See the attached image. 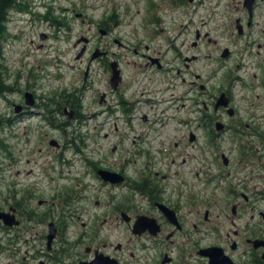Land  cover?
I'll return each instance as SVG.
<instances>
[{
  "label": "flooded vegetation",
  "instance_id": "af4514ba",
  "mask_svg": "<svg viewBox=\"0 0 264 264\" xmlns=\"http://www.w3.org/2000/svg\"><path fill=\"white\" fill-rule=\"evenodd\" d=\"M260 4L261 0L238 1L232 24L242 40L239 51L219 50L208 73L192 72L189 80L181 76L177 91V85L171 87L170 80L162 77L171 69L164 67L160 49L141 43L129 47L116 39L99 42L94 48L97 57L91 55L89 61L98 64L100 129L107 126L113 134L121 128L141 130L133 134L132 155L81 157L82 169L74 170L77 177L70 179L74 185L49 186L54 192L47 196L39 192L40 186L24 190L8 185L0 204V213L6 216L0 217V264H214L215 247L222 254L219 264H264V192L261 185L251 184L253 176L240 160L244 157H204L208 164L220 158L228 169V184L214 191L206 185L208 167L202 157H187V148L197 149L203 135L212 143L223 139V131L251 129L261 110V102L255 104L249 97L250 79L255 90L261 81L264 84L261 41L251 37L259 26L261 38L256 21ZM102 31L105 36L109 30ZM231 36L236 38L232 31ZM86 43L83 55L90 52L89 38ZM112 45L132 50L133 74H125L121 53ZM187 58L196 60V55L184 57L185 68L190 67ZM90 81L88 65L76 91L81 95L91 91ZM235 81L247 83L243 88L248 93L242 95L247 108L235 100ZM31 92L33 104H21L18 111L14 106L12 117L5 121L35 114L47 125L62 128L82 118L79 109L44 104V97ZM164 125L176 131L168 134L167 142L151 151L139 147L154 127ZM61 146L58 141L54 145ZM67 146L64 143L63 148ZM117 146L111 151L116 152ZM57 158L65 164L64 157ZM99 170L113 176L105 179Z\"/></svg>",
  "mask_w": 264,
  "mask_h": 264
},
{
  "label": "rangeland",
  "instance_id": "374dc122",
  "mask_svg": "<svg viewBox=\"0 0 264 264\" xmlns=\"http://www.w3.org/2000/svg\"><path fill=\"white\" fill-rule=\"evenodd\" d=\"M238 1L20 0L21 9H11L8 13L6 34L0 41V69L5 82L13 87L12 91L0 97V204L7 195L8 185L24 190L30 189V186H40L42 189L39 192L44 196L54 192L49 186L74 185L70 179L77 177L74 170L82 169L81 157H131L132 139L141 130L121 128L113 134L107 126L100 129L103 126L96 95L98 64L96 60L89 61L99 42H113L116 39L129 47L141 43L160 49L164 67L171 69L162 77L170 80L168 83L171 87L177 85V91L181 89V76L189 80L193 79L192 72L208 73L214 58L220 54L217 53L219 50L227 47L231 51H239L242 40H239L232 24L237 15L235 6ZM260 6L256 21L261 25V38L259 26L255 27L251 37L256 42L261 41L263 60L264 0H261ZM104 29L109 30L105 36L102 33ZM231 31L236 38L231 36ZM83 37L90 40V52L77 57L87 44ZM194 41H197L195 46L192 45ZM111 49L121 53L120 64L125 74H133L136 57L132 50L120 51L115 45ZM194 55L196 60H185L190 65L185 68L184 57ZM88 65L93 89L79 94L80 121L64 129L47 125L35 114L5 121L12 117L15 105L24 104L25 93H30L32 97V89L44 97L41 99L44 103H50L49 98L55 99L63 90L81 89L83 73ZM175 75H179V78ZM249 82L253 86L249 92L250 99L255 104L261 102V110L255 113L252 128L223 131V139L216 138L212 143L206 142L203 135L197 149L187 148L190 152L187 157H202L203 165L208 167L205 171L208 173L206 185L213 191L216 186L228 184L229 180L225 178L228 169L222 167L220 158L208 164L204 157L224 155L235 159L244 157L240 160L248 166L249 177L253 176L251 184L261 185L264 192V84L261 81V88L255 90L253 81L250 79ZM244 85L247 83L234 82L235 100L241 108L249 106L242 98L248 93ZM256 93H259V97ZM63 117L67 118L65 115ZM106 131L109 132L108 137H103ZM173 132L176 131L165 125L156 126L139 147L155 150L160 143L167 142L168 134ZM165 133L166 137L163 138ZM51 140L58 141L62 146L54 147ZM64 143L68 145L66 148H63ZM114 145H118L116 152L111 151ZM169 146L172 147V144ZM57 157H64L65 164H60ZM212 176H215L214 180H211ZM261 208L264 210V194H261Z\"/></svg>",
  "mask_w": 264,
  "mask_h": 264
},
{
  "label": "trees",
  "instance_id": "16d2710c",
  "mask_svg": "<svg viewBox=\"0 0 264 264\" xmlns=\"http://www.w3.org/2000/svg\"><path fill=\"white\" fill-rule=\"evenodd\" d=\"M179 2H185V0ZM11 9H17L20 10V0H0V41L4 39L6 34V22L8 20V13ZM103 22V21H102ZM101 22V23H102ZM13 90V87L11 85H8V83L5 82V77L3 76V73L0 69V97L4 96L5 93L10 92ZM50 103L45 101L44 104L47 105H68L71 108L80 109V95L79 92L76 90L66 91L63 90L61 93L55 97V99H51ZM63 102V103H61ZM65 127V125L62 126V128ZM261 136V134H259ZM75 140L76 138H72ZM73 140L71 141L73 143ZM251 147V146H249Z\"/></svg>",
  "mask_w": 264,
  "mask_h": 264
},
{
  "label": "water",
  "instance_id": "95a60500",
  "mask_svg": "<svg viewBox=\"0 0 264 264\" xmlns=\"http://www.w3.org/2000/svg\"><path fill=\"white\" fill-rule=\"evenodd\" d=\"M188 1H192V0H188ZM247 1H248V0H247ZM44 36H45V35H44ZM84 40H87V38H84ZM83 52H84V48H81V50L79 51L77 57H81V56L83 55ZM96 57H97V53L94 52V53L92 54L91 58L94 59V58H96ZM116 73H117V70H116L115 72H113V77H114V78L116 77ZM218 103H219V101H218ZM218 103H217V104H218ZM24 104H25V105H32V104H33V100H32L31 94L28 93V92L25 93V102H24ZM15 110H16V111L19 110V105H15ZM217 129H218V130L220 129V127L218 126V124H217ZM50 143H51V145H56V144H57V141H56V140H51ZM98 173H99L102 177H104L105 179H107V178L110 179L109 176H113L112 173L107 172V171H104V170H99ZM107 176H108V177H107ZM0 217L5 218L6 216H5L4 213L1 212V213H0ZM216 249L219 250L220 248L215 247V248L212 249V250H216ZM218 250H217V252H214V253L212 252L213 254L211 255V260H212V262H213L214 264H219L220 261H221V259H222V254H221L220 252H218Z\"/></svg>",
  "mask_w": 264,
  "mask_h": 264
}]
</instances>
